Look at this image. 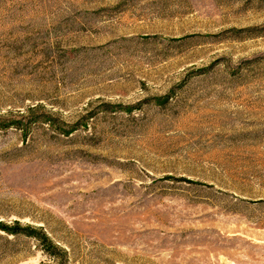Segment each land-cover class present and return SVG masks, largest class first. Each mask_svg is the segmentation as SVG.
<instances>
[{
	"label": "rangeland",
	"instance_id": "1",
	"mask_svg": "<svg viewBox=\"0 0 264 264\" xmlns=\"http://www.w3.org/2000/svg\"><path fill=\"white\" fill-rule=\"evenodd\" d=\"M0 264H264V0H0Z\"/></svg>",
	"mask_w": 264,
	"mask_h": 264
},
{
	"label": "trees",
	"instance_id": "2",
	"mask_svg": "<svg viewBox=\"0 0 264 264\" xmlns=\"http://www.w3.org/2000/svg\"><path fill=\"white\" fill-rule=\"evenodd\" d=\"M0 229H2L3 231H7L9 233L12 234H18L19 232L25 231L28 234H34L36 237L39 236V238H41L45 249L49 252L54 254V250L57 249L59 246L57 243H55L52 238H50L45 232H43L42 235H40V232H36L34 229H31L29 227H19V226H10V225H4V224H0Z\"/></svg>",
	"mask_w": 264,
	"mask_h": 264
}]
</instances>
